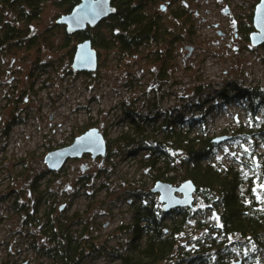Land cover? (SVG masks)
I'll use <instances>...</instances> for the list:
<instances>
[{"label": "rangeland", "instance_id": "374dc122", "mask_svg": "<svg viewBox=\"0 0 264 264\" xmlns=\"http://www.w3.org/2000/svg\"><path fill=\"white\" fill-rule=\"evenodd\" d=\"M28 1L0 4V33L14 25L20 34L0 46V263H51L27 243L36 229L26 214L38 202L40 211L82 235L91 249L85 264H117L119 255L132 249L135 208L144 204L162 211L158 193L150 190L156 177L166 175L176 186L184 172L151 167L145 149L132 154L135 144L113 142L127 129L121 121L126 109L146 122L153 112L160 121L162 114L195 116L210 107L204 127L225 139L213 147L209 161L235 167L244 200L252 198L264 209V142L231 132L237 122L250 121L231 95L239 88L264 89V43L248 41L258 0H142L144 13L158 18L167 34L144 43L137 54H122L116 45L93 46L97 68L91 73L71 68L72 49L80 40L74 34L66 37L64 26L55 21L68 12L64 0H39L35 15ZM101 30L107 36L105 25ZM88 34L96 35L93 28ZM159 47L170 50L164 54V77L154 60ZM154 97L156 108L150 109ZM257 112L255 119L262 118L264 108ZM90 127L105 144L112 140L105 154L91 158L83 153L49 171L44 155ZM192 197L191 206L172 208L163 218L169 225L182 218L178 210L185 211L175 241L188 249L209 243L212 227L219 225L217 210L201 193L194 191ZM228 239L231 249L240 246L230 242L236 236ZM253 248L248 250L255 255ZM245 250L236 249L227 264L238 259L247 264L251 257ZM254 263L264 264V250Z\"/></svg>", "mask_w": 264, "mask_h": 264}, {"label": "trees", "instance_id": "16d2710c", "mask_svg": "<svg viewBox=\"0 0 264 264\" xmlns=\"http://www.w3.org/2000/svg\"><path fill=\"white\" fill-rule=\"evenodd\" d=\"M11 1L0 0V4H8ZM38 1L27 2V6L32 9L31 15H35V9L39 8ZM78 1L64 0L66 11L69 12ZM110 3L114 7V13L92 27L95 36L88 34L92 28L73 34L79 40L89 38L92 47L109 48L116 45L125 55L137 54L144 43L157 42L162 38V34H167L161 28L158 18H150L144 13L142 0H110ZM103 25L107 28L108 37L101 30ZM69 35L66 37H70ZM18 38H20L18 29L14 25H9L0 33V46ZM162 42L165 40L162 39ZM166 52L169 53L170 50H163L160 47L153 51L156 56L154 60L160 62L162 77L165 76ZM231 97L242 105L241 109L250 117L249 122H237L234 125L231 130L233 137L245 141L264 142V114L262 118L255 119L258 109L264 108V89L239 88ZM150 103V109L156 108L155 97L150 99ZM210 110V107H206L195 116H184L179 112L176 115L162 114L160 121L158 113L153 112L150 117H146V122L134 111L128 109L123 111L121 121L125 126L123 123L121 125L127 129H121L113 142L120 146L135 144L132 154L138 149H145L151 167L161 164L162 167L157 169L162 168L165 172L169 169L172 172L176 169L182 170L184 176H181V180H190L195 187L194 191L201 193L207 206L217 210L219 225L212 227L214 233H209V243L198 242L188 249L175 241V237L181 235L186 222L185 211L178 210L177 213L183 214L180 221L173 220L167 225L163 220L164 214L171 213L174 209L162 212L151 205H138L130 228L132 249L126 254L119 255L117 264H227L236 249L240 251L256 247L258 253L255 255L250 250H245L251 257L247 264H255L254 260L260 250H264V209L252 198L244 200L240 192L242 177L235 167L229 165L221 168L209 161L212 149L218 142L214 141L216 137L210 135L204 127ZM111 141L106 143V150L109 149ZM261 171L263 173V167ZM163 176L162 180L158 179L160 177L158 176L155 181L171 183L172 179ZM35 189L38 191L36 186ZM40 205L38 202L33 212L26 214L29 223L34 222L36 229V234L32 235L27 243L50 259V264H85L86 256L90 254L91 249L82 239V235L69 230L65 221L53 217L48 212L40 211ZM217 236L220 238L217 239ZM233 236L238 239L230 242L240 245L235 247V250L230 248L228 239ZM243 258L248 257L244 254ZM238 260L243 264L241 259ZM10 264L18 263L12 261Z\"/></svg>", "mask_w": 264, "mask_h": 264}, {"label": "water", "instance_id": "95a60500", "mask_svg": "<svg viewBox=\"0 0 264 264\" xmlns=\"http://www.w3.org/2000/svg\"><path fill=\"white\" fill-rule=\"evenodd\" d=\"M114 13L110 0H79L68 13L60 15L55 21L64 26L67 34L84 31L95 27L100 21ZM253 30L248 34V41L252 46L264 43V0H258L252 14ZM71 68L75 71L92 72L97 68V54L92 47L91 40L84 38L74 46ZM225 136L216 137L214 141H221ZM106 144L103 135L95 128L90 127L74 137L68 145L48 151L43 161L49 171L59 169L69 158L80 157L83 153H90L91 158L103 156ZM151 192L158 193L161 210L170 211L176 207L192 205V193L195 190L190 180H184L178 185L157 180ZM231 264H240V260Z\"/></svg>", "mask_w": 264, "mask_h": 264}]
</instances>
